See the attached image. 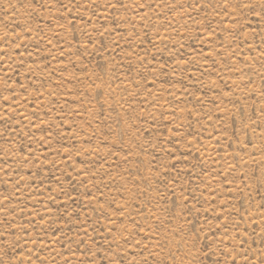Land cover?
I'll return each instance as SVG.
<instances>
[{"label": "rangeland", "instance_id": "1", "mask_svg": "<svg viewBox=\"0 0 264 264\" xmlns=\"http://www.w3.org/2000/svg\"><path fill=\"white\" fill-rule=\"evenodd\" d=\"M0 264H264V0H0Z\"/></svg>", "mask_w": 264, "mask_h": 264}]
</instances>
